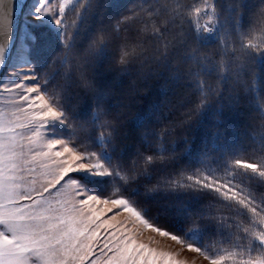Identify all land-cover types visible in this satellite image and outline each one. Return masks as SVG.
<instances>
[{
    "label": "snow or ice",
    "instance_id": "snow-or-ice-1",
    "mask_svg": "<svg viewBox=\"0 0 264 264\" xmlns=\"http://www.w3.org/2000/svg\"><path fill=\"white\" fill-rule=\"evenodd\" d=\"M0 264H264V0H0Z\"/></svg>",
    "mask_w": 264,
    "mask_h": 264
}]
</instances>
